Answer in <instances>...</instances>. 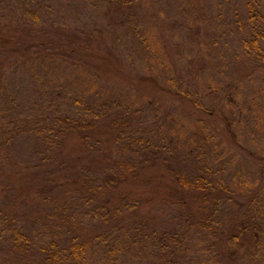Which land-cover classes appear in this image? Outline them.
<instances>
[{
    "label": "rangeland",
    "instance_id": "1",
    "mask_svg": "<svg viewBox=\"0 0 264 264\" xmlns=\"http://www.w3.org/2000/svg\"><path fill=\"white\" fill-rule=\"evenodd\" d=\"M2 34L11 41L19 38L20 49L25 48L24 42L36 46L54 37L84 43L86 51H93L95 57L111 59L121 69L122 77L148 75L159 87L135 91L99 61L98 71L105 77L115 76L114 80L107 79L106 83L105 78L90 79L81 69L61 60L5 65L0 68V121L13 122L16 127L9 143L2 145L0 174L8 171L2 164H9L5 157L13 156L22 166L40 165L38 154L45 142L37 136L38 130L30 134L25 129L44 122L46 116L47 125L59 114L78 116L80 107L73 97L85 88H90L85 95L101 89L105 96L116 100L110 119L124 123L123 136L120 133L118 142L112 141L117 139L116 125L120 124L116 123L114 136L106 131L101 135L98 150L88 143L85 151L78 150L83 144L75 136L66 141V150L85 158L109 155L122 160L129 138L132 147L155 156L160 165L150 170L157 175L175 170L189 176L210 169L218 182L225 183L227 191L237 197L239 189H253L259 180L263 187L253 205L261 224V242L251 239L255 245L250 253L241 250L243 255H229L224 264H264V179H260L264 178V159L260 170L248 154L264 158V0H0V40ZM14 46L5 49L0 45V56H12L7 49ZM173 92H179L182 99L174 98ZM193 106L197 107L195 111ZM186 107H192L195 113ZM12 134L6 133L8 137ZM164 178L172 183L167 172ZM2 180L5 186L11 182L23 184L17 176ZM153 185L152 181L129 178L120 188L130 193L142 212L149 213V223L159 234L173 227L177 211L161 203L163 191L152 196ZM20 191L21 200L9 201L18 211L28 209L29 217L20 222L19 213L14 219L0 214V264H15L11 261L13 255L5 250L15 230L29 233L36 243L49 244L52 239L70 243L75 228L60 214L101 234L93 245L86 239L88 264H169L156 242L141 253L132 245L137 230L120 197L113 204L122 216L104 225L101 216L76 201L71 192H58L54 202L40 196L26 204V191ZM244 199L239 196V200ZM222 204L213 220L228 222L237 208L232 202ZM177 230L181 264H219L204 224L186 221Z\"/></svg>",
    "mask_w": 264,
    "mask_h": 264
},
{
    "label": "trees",
    "instance_id": "2",
    "mask_svg": "<svg viewBox=\"0 0 264 264\" xmlns=\"http://www.w3.org/2000/svg\"><path fill=\"white\" fill-rule=\"evenodd\" d=\"M56 38L61 37L44 40L36 46L31 45V43L27 45L24 42V50L20 49L22 41L19 38L11 41L10 38L2 34L0 40L2 48L6 49L10 44L15 46L12 50L7 49L12 56H0V68L5 65L9 66V63H17L20 66V62L31 61L29 64H34L38 61H50V59H53L71 63L74 67L89 75L90 79L101 80L105 78L103 80L107 83V79L114 80L115 76H117V78L119 77L126 81L128 87L135 89V91L142 92L145 87L151 89H158L159 87L155 83L154 78L148 75L124 74V77H122L121 69L112 64L111 59L106 56L95 57L93 51H86L87 46L84 43L68 42ZM255 39L253 38L252 42L256 45L257 40ZM31 53L38 55L34 56ZM97 61L103 62L106 67L114 70L115 76L105 77L104 74L102 75L98 71ZM88 90L90 88H85L83 92L73 97V102L80 107L81 112L78 116L59 114L55 118H50L51 121L47 122L49 123L48 125L45 122V119L47 120L46 116L43 118L44 122L40 124L35 122L33 127L25 129L30 134H36L35 131L38 130L40 136H37L42 137L45 142L44 150L38 154L41 159L40 165L36 167L22 166L19 161L13 159V156L5 157L9 164L2 163L7 167L8 171L4 175L0 174V214L10 215V219H14V216L19 213V215L21 214L20 222L25 221V218L29 217L28 209L18 211L15 209L17 206H14L9 201L12 198L17 201L22 197L23 191H20L21 188H24V193L26 191L27 194L25 197L26 204L30 203V201H35L36 197L38 199L44 197L46 201L54 202L58 192L65 194H70L71 192L76 201L81 202L90 211L101 216L104 225H107L122 216L120 209L113 204L120 197L130 211L127 214L131 216L130 222L134 224L133 228L137 230L132 238V245H136L135 248L141 253L144 248L149 249L156 242L160 249L159 253L162 252V256L166 257L169 264L180 263V254H178L176 249L179 247L178 242H180V233L177 229L186 221L190 224L198 222L205 225V230L209 231L210 234L209 240L211 239L212 241L209 245L211 249L216 251L214 256L219 264H224L229 255L241 253V250L250 253L249 249L254 244L251 239L257 243L261 242V224L259 218L256 217L255 205H253V200H256L259 189L263 187L259 186V180L253 189H239L237 197L227 191L228 187L225 183L218 182L214 175L210 173V169L197 170L189 176L184 171L175 170H171V172L164 171L162 175H157L156 171L150 170L152 167L160 165V163L155 162V156L147 151L135 149L137 147H132L133 142L129 138L128 146H125L127 150L122 153L125 155L122 160H116L115 157L109 155L85 158L81 154L75 155L73 151L66 150V141L74 136L83 144L80 145L83 148L79 147L78 150L85 151L88 144L92 145L96 150L99 149V145L102 144L100 137L105 133L104 131L113 133V136L115 132L118 133L116 134L117 139H113V142L119 139L120 133L121 137L124 134V123H117L118 118L112 117L110 119L116 103L115 98L105 96L101 89H97V91L92 93L88 92L86 95L83 94ZM58 92L61 93L60 91ZM172 94L174 98L182 99L179 92H173ZM116 106L118 107L117 104ZM186 108L191 111L197 109L196 106H193V109L192 107ZM194 111L193 113H195ZM41 116L44 117V115ZM106 121L110 122V124ZM124 121H128L126 116H124ZM12 123L0 121V135H2V137L0 136L1 154L4 151L2 145L6 146L14 134L13 131L16 125H12ZM116 123L120 125L117 126ZM115 125L117 130L113 132ZM23 127H27V125H23ZM108 127H111L110 130ZM6 133L13 134L8 137ZM191 151L190 149L188 152ZM248 154L261 166L260 170H262L261 160L263 161L264 158L261 159L252 152ZM166 172L167 176L172 179V183L166 182L164 178ZM13 176H17L23 184L16 186L11 182L8 186L3 185L2 179ZM129 178L138 182L145 181L149 183L152 181L155 187L151 188L152 196H155V193L157 195L161 191L164 192L165 195L163 197L158 195L161 198V203L166 208L172 207V210L177 211V215H175L176 222L170 230L161 231L158 234L159 230L156 231L154 226L149 223V213L142 212L139 204L135 203L136 200L132 201L130 193H126L120 188L123 182ZM260 179L263 181L264 178L261 177ZM35 187L37 188L36 190ZM30 191L36 196L31 195ZM240 195H243L245 199L239 200ZM224 202L235 204L237 213L233 218H229L228 222L214 221L218 208ZM87 211L84 215L87 214ZM59 216L71 228H75L70 243H63L59 239H52L49 244L36 243L32 240L33 238L29 233L15 230L13 233L15 237L11 239L10 243L7 241V244H5V250L13 255L11 257L13 260L11 261L15 264H33L35 261L38 264H88V248L86 247L88 243L86 239H89L93 245V240L101 236V234L97 235L91 232V228L83 226L81 223L78 224L72 217L69 218L61 214ZM152 218H154L153 214ZM32 223H35V221ZM144 226L147 227V230L143 229ZM35 244L38 245L35 247ZM233 247L237 250L235 251ZM254 251L257 252L256 246ZM252 254L255 255L256 253L252 252Z\"/></svg>",
    "mask_w": 264,
    "mask_h": 264
}]
</instances>
